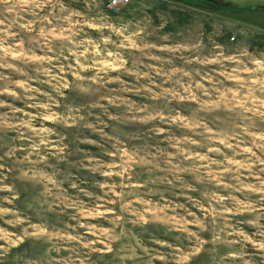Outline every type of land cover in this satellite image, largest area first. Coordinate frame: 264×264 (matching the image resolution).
Returning a JSON list of instances; mask_svg holds the SVG:
<instances>
[{"label": "rangeland", "instance_id": "rangeland-1", "mask_svg": "<svg viewBox=\"0 0 264 264\" xmlns=\"http://www.w3.org/2000/svg\"><path fill=\"white\" fill-rule=\"evenodd\" d=\"M260 13L0 0V264H264Z\"/></svg>", "mask_w": 264, "mask_h": 264}, {"label": "flooded vegetation", "instance_id": "flooded-vegetation-1", "mask_svg": "<svg viewBox=\"0 0 264 264\" xmlns=\"http://www.w3.org/2000/svg\"><path fill=\"white\" fill-rule=\"evenodd\" d=\"M218 3H224L226 6H230L232 8V10L234 11H244L246 10L247 12H257L260 11V14H264V4L261 2H249V1H244L243 4H238V5H234V4H229L228 2H222L219 0H214Z\"/></svg>", "mask_w": 264, "mask_h": 264}, {"label": "built area", "instance_id": "built-area-1", "mask_svg": "<svg viewBox=\"0 0 264 264\" xmlns=\"http://www.w3.org/2000/svg\"><path fill=\"white\" fill-rule=\"evenodd\" d=\"M123 0H109L110 5H115L121 3Z\"/></svg>", "mask_w": 264, "mask_h": 264}]
</instances>
